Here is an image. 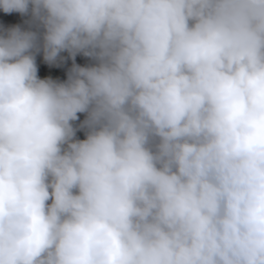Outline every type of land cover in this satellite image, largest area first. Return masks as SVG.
<instances>
[{"label": "clouds", "instance_id": "clouds-1", "mask_svg": "<svg viewBox=\"0 0 264 264\" xmlns=\"http://www.w3.org/2000/svg\"><path fill=\"white\" fill-rule=\"evenodd\" d=\"M0 10V264H264V0Z\"/></svg>", "mask_w": 264, "mask_h": 264}, {"label": "rangeland", "instance_id": "rangeland-1", "mask_svg": "<svg viewBox=\"0 0 264 264\" xmlns=\"http://www.w3.org/2000/svg\"><path fill=\"white\" fill-rule=\"evenodd\" d=\"M27 17H22L19 13H12V14H4L2 10H0V24L4 25H14V24H21L23 26L24 20ZM62 55L67 56V53H63ZM90 61L88 58L81 56H77L76 63L84 66L88 64ZM37 64L39 68V75L41 78H46L51 76L53 79H59L61 81L67 79V71L72 65L71 59H68L67 62L57 68V67H49L44 61L42 54L37 57ZM80 119H81V114ZM78 135V133H77Z\"/></svg>", "mask_w": 264, "mask_h": 264}, {"label": "trees", "instance_id": "trees-1", "mask_svg": "<svg viewBox=\"0 0 264 264\" xmlns=\"http://www.w3.org/2000/svg\"><path fill=\"white\" fill-rule=\"evenodd\" d=\"M81 116H83L82 118H81V121L84 119V114H81ZM78 137L80 138V139H84L85 137H84V133L83 132H78Z\"/></svg>", "mask_w": 264, "mask_h": 264}]
</instances>
